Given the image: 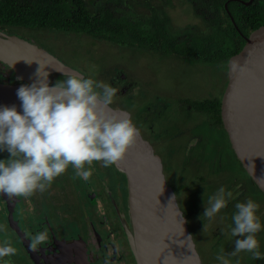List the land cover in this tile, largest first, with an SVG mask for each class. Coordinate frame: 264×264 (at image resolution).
Here are the masks:
<instances>
[{"label":"rangeland","instance_id":"374dc122","mask_svg":"<svg viewBox=\"0 0 264 264\" xmlns=\"http://www.w3.org/2000/svg\"><path fill=\"white\" fill-rule=\"evenodd\" d=\"M130 2L138 11L151 10L148 1ZM123 12L128 13L125 9ZM167 14L171 19L170 31L173 35L188 28L205 33L209 29L207 22L195 13L186 0H173ZM22 35L29 36L84 77L119 89L111 106L129 113V118L165 161V175L169 183L179 188L177 198L187 215L204 264H220L216 256L221 249L231 264H248L255 260L248 252L227 255L234 251L235 240L243 238L233 237L230 233V228L234 226L232 216L236 212L235 204L248 199L259 204L257 215L262 229L256 237L259 251L264 254V197L234 158L223 126L189 104L195 99L220 95L227 82V64L224 61H193L50 29L24 30ZM8 155L7 151H0V160ZM96 163L105 180V170L110 175L107 188L114 191L112 166L106 168L103 162ZM92 184L104 188L98 180L93 179ZM222 186L233 193L229 209L220 211L211 219L202 220L200 217L209 197ZM91 191L94 190L87 186V192Z\"/></svg>","mask_w":264,"mask_h":264},{"label":"water","instance_id":"95a60500","mask_svg":"<svg viewBox=\"0 0 264 264\" xmlns=\"http://www.w3.org/2000/svg\"><path fill=\"white\" fill-rule=\"evenodd\" d=\"M71 74L81 73L35 42L0 31V75L5 78L0 82V108L15 106L22 114L17 96L22 85L39 81L54 86ZM107 111L129 118L122 108L110 105ZM220 117L234 154L264 194V25L252 30L227 60ZM114 166L127 182L131 226L123 220V227L136 263L204 264L175 185L165 175V161L140 129L135 144Z\"/></svg>","mask_w":264,"mask_h":264},{"label":"clouds","instance_id":"9594fccd","mask_svg":"<svg viewBox=\"0 0 264 264\" xmlns=\"http://www.w3.org/2000/svg\"><path fill=\"white\" fill-rule=\"evenodd\" d=\"M118 91L109 83L81 74H71L54 86L39 81L22 85L17 90L22 114L15 106L0 108V151L10 153L9 159L0 160V194L28 198L46 191L69 167L88 181L94 162H103L107 168L123 160L139 129L130 118L107 111ZM232 198L231 191L220 187L209 197L200 218L215 217ZM235 208L230 233L243 238L235 240L234 251L227 255L248 252L254 259H264L256 237L262 229L259 204L248 199L236 203ZM47 238L46 230L38 232L30 238L29 246L36 250ZM15 253L10 241L0 244L3 264H11L4 258ZM216 259L231 264L223 249Z\"/></svg>","mask_w":264,"mask_h":264},{"label":"trees","instance_id":"16d2710c","mask_svg":"<svg viewBox=\"0 0 264 264\" xmlns=\"http://www.w3.org/2000/svg\"><path fill=\"white\" fill-rule=\"evenodd\" d=\"M186 1L207 22L209 29L206 33L188 28L173 35L170 31L171 19L167 14L170 7L168 4L154 7L149 12H141L132 5L123 3V0H87V4L83 0H0V28L16 30L24 27L34 31L50 29L83 34L117 46L137 47L193 61L222 60L227 64L228 58L241 49L245 37L264 25V0H252L249 4L239 0ZM225 3L235 25L225 9ZM123 9L128 13L123 12ZM222 92L217 97L195 99L189 104L193 109L207 113L214 123L222 125ZM228 143L230 144L229 141ZM232 153L244 171L233 151ZM244 173L246 174L245 171ZM247 177L257 187L248 175ZM124 181L127 187L126 179ZM257 189L264 197L261 190ZM248 264H264V259H255Z\"/></svg>","mask_w":264,"mask_h":264},{"label":"flooded vegetation","instance_id":"af4514ba","mask_svg":"<svg viewBox=\"0 0 264 264\" xmlns=\"http://www.w3.org/2000/svg\"><path fill=\"white\" fill-rule=\"evenodd\" d=\"M130 1L123 0V3L134 6ZM144 1H148L151 9L173 3V0ZM83 2L87 4V0ZM24 30L29 28H0L5 34L34 42L22 35ZM92 168V176L84 181L69 167L46 191L28 198L0 194V244L8 240L16 249V253L5 260H10L11 264H137L123 227V220L131 226L125 175L112 166L113 191L107 188L108 172L105 170V180L96 162ZM93 179L100 181L104 188L95 187ZM174 185L177 196L179 188ZM87 186L94 191L87 192ZM228 209L229 204L221 211ZM189 227L191 230L190 224ZM45 230L47 241L33 250L29 246L30 238ZM193 237L195 240L194 234Z\"/></svg>","mask_w":264,"mask_h":264}]
</instances>
